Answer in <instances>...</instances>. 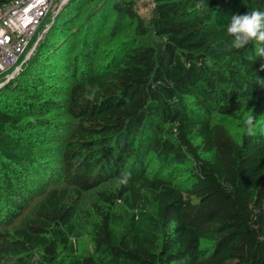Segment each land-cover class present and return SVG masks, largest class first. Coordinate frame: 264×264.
I'll return each mask as SVG.
<instances>
[{"label": "trees", "instance_id": "16d2710c", "mask_svg": "<svg viewBox=\"0 0 264 264\" xmlns=\"http://www.w3.org/2000/svg\"><path fill=\"white\" fill-rule=\"evenodd\" d=\"M10 1L0 0V6ZM80 2L69 0L56 17L55 22L66 21L65 35H73L84 12ZM154 2V28L165 39L162 52L130 46L109 69L74 84L62 102L59 76L36 65L41 56L46 65L53 63L47 57L57 52L43 44L0 89V148L7 157L18 155L4 167V186L15 196L8 205L12 214L42 188L35 175L53 171L32 152L17 149L20 137L29 140L32 129L53 127L58 121L48 117L51 112L66 111L75 121L62 151L70 187L50 189L24 228L0 233L1 258L17 264H264V127L256 120V134L248 136L243 112L244 97L264 93L255 84L258 77L264 80V58L248 59L255 57V42L232 48L226 31L233 14L264 11V0H203V9L196 7L201 0ZM108 8L136 19L137 29L146 33L131 0H98L84 16L88 34L105 24ZM86 35L81 42H87L88 63L97 38ZM215 115L241 118L242 135L236 138ZM148 151L162 160L191 161L188 179L151 177L144 162ZM126 173H131L126 186L98 193L100 202L123 203L126 212L97 208L95 253L76 254L72 217L78 200Z\"/></svg>", "mask_w": 264, "mask_h": 264}, {"label": "rangeland", "instance_id": "374dc122", "mask_svg": "<svg viewBox=\"0 0 264 264\" xmlns=\"http://www.w3.org/2000/svg\"><path fill=\"white\" fill-rule=\"evenodd\" d=\"M97 1L98 0H81L79 6L80 8H84V12L76 22L75 27L73 26L75 30L72 32L73 35H65L63 33L61 26L66 23L65 20L60 19L59 22H55V18L52 23L51 16H49L47 22H45L49 24V28L43 33L38 46L41 47L43 44L48 46L51 44L54 46L55 50L57 49V52H54V56L50 54L47 57L48 59H52L53 63L46 65L47 63L45 62L44 56H41L36 65L43 68L41 69L42 71H50L49 75L59 76L58 78H60V81L57 83L59 85H57L58 87L56 90L59 92L57 98L62 102L68 101L70 89L74 84L80 82L85 83L86 79L91 76V74L101 73L106 69H109L113 60L117 59L121 52L128 47L145 44L153 46L157 52L163 51L165 39L164 37L158 36L156 34V29L154 28V0H131L133 2V10L137 17L142 21L146 33L142 34L137 29L136 19L130 18L126 13L118 15L111 12L108 8V17L105 24L103 23L97 32L92 30L89 33L97 38V48L89 62H84V45L87 42H81V39L83 38V34L84 36L88 34L87 32L89 30L86 27V22H84V16L88 9L92 8ZM115 1L118 2V0ZM42 29L43 26L40 30ZM62 34H64V36H62ZM89 34L86 36H89ZM50 38L51 42H47ZM59 49L63 50L61 51L62 54L59 53ZM44 50L45 49L43 48L41 51L39 49L38 53L44 54ZM35 52L37 53L35 50L31 57H33ZM30 60L31 59L24 63L21 69L26 68ZM49 66L50 68H48ZM11 82L5 87L10 85ZM5 87L4 89H6ZM7 91L9 92V89H7ZM243 103L244 114L246 116L253 114L257 120V125L263 128L264 93L258 95L249 94L243 98ZM48 117L51 120H57L58 122L53 123V127L50 129L46 128V131L41 128L32 129V135L29 140L28 138L20 137L22 138L20 139L21 144L17 149L21 148L22 150L32 152V154L38 157L37 160H44L45 166L53 171H49L46 174L40 172L41 174L39 173L38 175H35L34 178L41 182L42 188L40 190H34V192L28 196L22 211L19 213L12 214L8 207V205L15 199V196H13L4 186V182L7 179L4 167L5 165L10 166L12 159L18 155L7 157L5 156L3 149L0 148V233H13L18 229L24 228L28 220L32 218L39 203L45 197V193L50 189L55 187L68 189V187H70L64 179L62 151L67 139L74 129L75 121L66 113V111L51 112ZM25 119L29 118L26 117ZM25 119L24 121H26ZM214 121L227 127L236 138H239L244 131L241 118L231 119L215 115ZM168 128L169 125L166 126V129ZM140 138L141 135H138V142L135 146L137 149L139 148V151L141 152L140 145L142 142L139 140ZM135 157H138V154ZM17 159L23 160L20 156ZM131 161L128 163L126 171L130 170ZM144 162L146 163V171L151 177L158 173L164 176L169 175L176 183H183L188 179V170L192 164L191 161H178L173 158L162 160L158 158L153 151L147 152ZM168 162H170V164H168ZM55 170L57 171L55 172ZM119 178L120 177H112L111 179L97 185V187L85 192L75 205L72 217L75 231L72 241L75 242L76 254L83 256L94 255L95 253L94 243L92 241V228L93 223L97 221V208L119 215H124L126 212L127 208L123 203L117 202L114 206L110 207L108 204L102 203L98 200L99 192L118 187L117 183ZM205 245H207L206 242L204 243V246ZM0 264L17 263L11 257L5 259L0 257Z\"/></svg>", "mask_w": 264, "mask_h": 264}, {"label": "built area", "instance_id": "2783aa9c", "mask_svg": "<svg viewBox=\"0 0 264 264\" xmlns=\"http://www.w3.org/2000/svg\"><path fill=\"white\" fill-rule=\"evenodd\" d=\"M69 0H12L0 6V89L16 78ZM43 26V29L40 30Z\"/></svg>", "mask_w": 264, "mask_h": 264}, {"label": "clouds", "instance_id": "9594fccd", "mask_svg": "<svg viewBox=\"0 0 264 264\" xmlns=\"http://www.w3.org/2000/svg\"><path fill=\"white\" fill-rule=\"evenodd\" d=\"M197 9H203L205 5L203 0L196 5ZM227 35L231 38V47L235 49H243L250 43L255 42L257 45L255 48V57H248L249 60H253L257 57L264 58V11L253 9L245 14H233L226 23ZM261 70H264V65H261ZM255 84L260 87H264V80L257 78ZM95 97V91L93 90L89 99ZM256 118L253 114L249 115L244 120L246 128V134L248 136H254ZM131 177V173H126L119 178L117 186H126Z\"/></svg>", "mask_w": 264, "mask_h": 264}]
</instances>
